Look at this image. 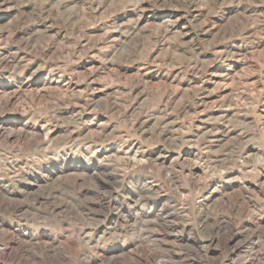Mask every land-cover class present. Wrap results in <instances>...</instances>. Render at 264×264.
<instances>
[{"label":"rangeland","instance_id":"rangeland-1","mask_svg":"<svg viewBox=\"0 0 264 264\" xmlns=\"http://www.w3.org/2000/svg\"><path fill=\"white\" fill-rule=\"evenodd\" d=\"M0 264H264V0H0Z\"/></svg>","mask_w":264,"mask_h":264}]
</instances>
